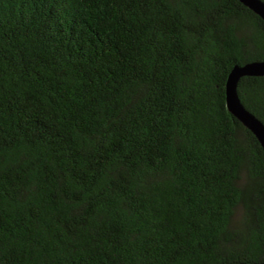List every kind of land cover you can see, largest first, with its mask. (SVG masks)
I'll use <instances>...</instances> for the list:
<instances>
[{"label": "trees", "instance_id": "1", "mask_svg": "<svg viewBox=\"0 0 264 264\" xmlns=\"http://www.w3.org/2000/svg\"><path fill=\"white\" fill-rule=\"evenodd\" d=\"M263 60L238 0H0V264H264V151L225 101ZM237 91L264 124V76Z\"/></svg>", "mask_w": 264, "mask_h": 264}, {"label": "water", "instance_id": "2", "mask_svg": "<svg viewBox=\"0 0 264 264\" xmlns=\"http://www.w3.org/2000/svg\"><path fill=\"white\" fill-rule=\"evenodd\" d=\"M238 1L264 20L263 0ZM244 76H264V60L234 65L225 82V101L228 111L256 136L264 151V124L245 108L238 95L237 85L240 78Z\"/></svg>", "mask_w": 264, "mask_h": 264}]
</instances>
